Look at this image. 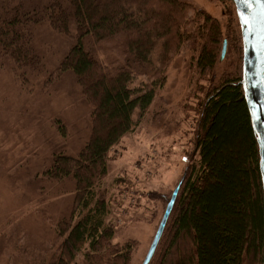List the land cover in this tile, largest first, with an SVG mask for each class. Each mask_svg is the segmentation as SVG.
Here are the masks:
<instances>
[{"label": "trees", "instance_id": "obj_1", "mask_svg": "<svg viewBox=\"0 0 264 264\" xmlns=\"http://www.w3.org/2000/svg\"><path fill=\"white\" fill-rule=\"evenodd\" d=\"M44 23L75 34L58 72L77 77L91 105V134L77 156L55 152L43 169L51 181L70 180L74 200L29 264H77L79 253L85 264H130L134 243H115L107 221L109 155L135 131L136 111L143 117L179 51H196V66L211 72L229 32L185 0H0V65L11 62L28 77L41 69L36 37ZM199 115L198 157L149 264H264L260 154L241 77L213 83ZM56 123L67 136V124Z\"/></svg>", "mask_w": 264, "mask_h": 264}, {"label": "rangeland", "instance_id": "obj_2", "mask_svg": "<svg viewBox=\"0 0 264 264\" xmlns=\"http://www.w3.org/2000/svg\"><path fill=\"white\" fill-rule=\"evenodd\" d=\"M185 1L216 18L230 37L211 72L196 66V51L182 48L143 117L136 111L135 131L109 155L103 183L110 202L107 221L115 228V243H134L130 264L143 263L174 189L198 157L199 112L207 91L227 74L242 78L243 16L235 1ZM75 42L74 33H58L44 23L36 37L41 69L28 77L11 62L0 65V264H29L37 248L46 250L54 224L70 214L73 183L51 181L43 169L55 152L77 156L91 134V105L77 77L58 72ZM58 119L67 124V136ZM76 263L85 264L82 253Z\"/></svg>", "mask_w": 264, "mask_h": 264}, {"label": "water", "instance_id": "obj_3", "mask_svg": "<svg viewBox=\"0 0 264 264\" xmlns=\"http://www.w3.org/2000/svg\"><path fill=\"white\" fill-rule=\"evenodd\" d=\"M243 16V68L241 84L257 136L260 171L264 189V0H234ZM224 41L221 57L226 54ZM184 175L167 204L156 234L142 264H149L159 245L176 198L185 179Z\"/></svg>", "mask_w": 264, "mask_h": 264}]
</instances>
